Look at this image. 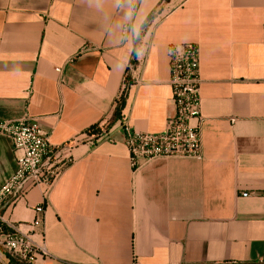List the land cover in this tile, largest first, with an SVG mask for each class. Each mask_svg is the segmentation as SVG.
<instances>
[{"label": "crops", "instance_id": "obj_1", "mask_svg": "<svg viewBox=\"0 0 264 264\" xmlns=\"http://www.w3.org/2000/svg\"><path fill=\"white\" fill-rule=\"evenodd\" d=\"M176 42L199 49L203 158L136 168L122 121L166 128ZM25 113L71 157L5 209L43 205L37 264H264V0H0V119ZM16 169L0 135V187Z\"/></svg>", "mask_w": 264, "mask_h": 264}, {"label": "built area", "instance_id": "obj_2", "mask_svg": "<svg viewBox=\"0 0 264 264\" xmlns=\"http://www.w3.org/2000/svg\"><path fill=\"white\" fill-rule=\"evenodd\" d=\"M170 83L175 114L167 121L161 132L133 130L122 121L125 143L134 167H140L158 157L203 158L199 49L193 42L171 43L168 47ZM61 71V67H57ZM125 79L123 91L127 88ZM197 119L196 123H192ZM0 135L13 140L17 157L14 175L0 187V264H37L38 258L52 256L45 243L44 207L36 205L32 222L17 223L7 217L5 209L23 198L39 184L51 185L62 170L71 162L66 156V146L52 144L50 134L37 118L25 113L17 119H0ZM112 140L107 131L91 133V140ZM30 230L43 236L36 242Z\"/></svg>", "mask_w": 264, "mask_h": 264}, {"label": "trees", "instance_id": "obj_3", "mask_svg": "<svg viewBox=\"0 0 264 264\" xmlns=\"http://www.w3.org/2000/svg\"><path fill=\"white\" fill-rule=\"evenodd\" d=\"M125 90H126V89H125ZM125 90L123 91V93H122V95H121V97H120V99H119V101H118V104H117V106H116V109H115V116H119V115L121 114L122 108L125 106V95H124ZM109 126H110V124H108L104 130L107 131L108 128H109ZM88 131H89L90 133H97V134H100L101 131H102V129H101V127H100L99 124H95V125H93L92 127H90Z\"/></svg>", "mask_w": 264, "mask_h": 264}]
</instances>
